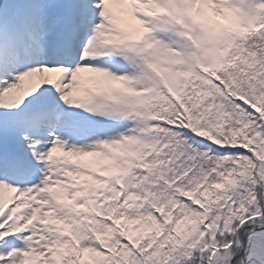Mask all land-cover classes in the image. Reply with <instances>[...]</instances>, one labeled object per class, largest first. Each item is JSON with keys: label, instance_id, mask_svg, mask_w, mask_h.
<instances>
[{"label": "snow or ice", "instance_id": "6c2138e0", "mask_svg": "<svg viewBox=\"0 0 264 264\" xmlns=\"http://www.w3.org/2000/svg\"><path fill=\"white\" fill-rule=\"evenodd\" d=\"M0 264H264V0H0Z\"/></svg>", "mask_w": 264, "mask_h": 264}]
</instances>
